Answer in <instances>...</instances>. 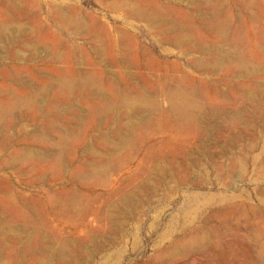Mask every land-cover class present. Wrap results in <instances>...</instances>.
I'll use <instances>...</instances> for the list:
<instances>
[{
  "label": "bare ground",
  "instance_id": "obj_1",
  "mask_svg": "<svg viewBox=\"0 0 264 264\" xmlns=\"http://www.w3.org/2000/svg\"><path fill=\"white\" fill-rule=\"evenodd\" d=\"M98 1L108 12L117 13L121 27L87 19L84 12L62 6L63 1L44 7L53 26L84 37L90 47L94 61L85 59L84 65L94 64L95 70L82 71L73 68V54L66 52L54 28L46 30L33 22L37 16L29 10L28 0H0V60L10 57L17 65L44 67H33V84L19 78L22 69H17L13 76L18 93L0 92V131L20 124L12 121L14 110L29 106L37 110L43 101L47 116L52 117L43 127L33 125L19 134L27 141L23 145L0 132V171H10L20 180L26 176L29 185L72 182L81 186L122 174L134 159L136 170L121 180L113 179L117 186L94 207L83 203L81 192L65 186L40 202L15 192L11 180L0 176V264H67L94 255L104 259L111 238L124 234L144 194L152 196L158 188L168 192L182 184L180 173L197 160H191L194 153L186 148L191 140L210 132L205 125L209 115L218 112L225 120L237 122L246 106L264 100V83L260 84L264 80V0H177L178 8L157 0ZM20 13L31 17V23L22 22ZM134 24L153 38L158 52L176 51L184 62H167L159 58L160 53L158 57L142 46ZM217 84L226 94L216 89ZM72 103L80 108L61 110ZM155 136L165 140L152 145ZM230 162L241 167L239 159ZM195 198L188 195L187 202ZM45 214L79 224L91 214L95 227L77 240L59 239L46 224ZM102 226L108 230L107 237L99 233ZM201 241L194 234L186 241H174L171 248H194Z\"/></svg>",
  "mask_w": 264,
  "mask_h": 264
},
{
  "label": "rangeland",
  "instance_id": "obj_2",
  "mask_svg": "<svg viewBox=\"0 0 264 264\" xmlns=\"http://www.w3.org/2000/svg\"><path fill=\"white\" fill-rule=\"evenodd\" d=\"M32 1H37L38 3L36 2L35 5ZM36 1L28 0L29 10L32 11L34 15L36 14L38 20L41 19V21L39 20L40 23L37 19L33 22L38 25H44L46 30H48V27H51V29L54 28L52 31L63 40L66 52H70L69 54L71 55L73 54L72 62L75 70H82L83 68L86 71H94V64L92 66L84 65L85 59L86 61L89 60V62L94 61L91 54L92 51L87 45L84 37L67 35L59 30L57 26H53V23L49 20L50 18L46 16V4H57L63 1L62 6L76 10L80 14L84 12L83 14L87 15V17L85 16L87 19L97 18L96 20L100 23L104 21L102 24L107 27H116L118 25L116 28H119V26H122L117 13L108 12L98 0H96L97 2L95 0ZM157 1L162 5L175 8L180 7L178 6L180 4L177 3V0H168L171 4L167 0ZM37 10L39 12L35 13ZM240 15H242V13ZM19 19L21 21L24 20L22 22L27 24H30L32 21L31 17H27L23 13H20ZM117 20H119V22ZM44 22L45 24H43ZM133 29L136 31L135 33L138 34L140 44L151 50L158 57L161 55L159 57L160 59L166 60L167 62L174 60H177L179 63L184 62L183 58L176 55V51L166 54L158 52V48H156L157 50L155 49L153 38L149 37L144 32L142 26L134 24ZM141 31L144 35L139 33ZM40 38L44 39L45 36L42 35ZM86 52L88 53L86 54ZM8 58H2L3 60H0V74L6 69V73L0 75V80H3V82L0 81V92L8 91L14 95L18 93L19 88V85L14 81L15 78L13 75L15 71L17 69H22L19 78L33 84L35 83L36 76H34L32 69H39L37 67L41 65L35 66L32 63L17 65L18 62H15L10 57ZM41 68L43 69L44 67L41 66L40 69ZM6 75L7 77H5ZM216 78L217 77L214 79ZM263 83L264 80L260 81L261 85H263ZM216 89L218 91L220 90V93L226 94L227 90L222 88L221 84H217ZM23 94L27 95L28 91L25 90ZM217 102H221L220 96L217 98ZM46 106L47 103L43 101L38 106L37 110L33 109L31 106L14 110L11 114L12 117L14 115L13 118L11 117L12 121L15 124L18 121L17 124H19V122L20 124L12 129L8 128L7 131L6 129H1V131L11 136L12 142L17 144L20 143V145L25 144L27 141L25 139H20L18 137L19 134L32 130L33 125L38 124L39 127H43L45 121L52 118L47 116L48 114L45 111ZM75 107L80 108V105L75 103L64 105L61 107V110H72V108ZM84 108L85 107L81 104V110H84ZM217 113L211 116L209 115L205 120L207 122L205 125L209 126L210 136L209 133L203 136L199 135V137L194 139L195 141L191 140L189 146L186 148L187 153L191 151L194 153L191 160L193 162L197 160L195 161L196 165L193 164L192 168L189 167V170L185 169L180 173L179 177L181 176L182 184L176 185L174 190L168 192H165L163 188H158V191L153 193L152 196L144 194L142 197L143 199H141L139 203V209L137 208L135 216L128 222L124 234L111 238L108 243L110 248L107 246L109 251L104 259L94 255L86 259L81 257L80 262L76 257L72 263L69 262L67 264H264V100L255 105L246 106L244 116L237 122L225 120L223 117L224 115L220 114L218 116ZM15 115L17 116L16 118ZM32 120H35L34 123L36 124H34ZM231 125L236 129H230L233 127ZM230 130L234 131L230 132ZM14 133H16V135ZM214 134L215 136H213ZM216 134L219 135V137L217 136L218 138H215ZM220 136L223 140H221ZM197 139H199V141H197ZM152 140L151 144L153 145L165 139L161 136H155ZM210 140L212 141L210 142ZM197 146L201 149H197ZM189 147L191 149H189L190 151L188 150ZM197 150H199V153ZM196 153H198L199 156ZM207 153H209V157ZM141 154H139L138 159L141 157ZM78 156L80 157V153ZM0 158H3L2 153H0ZM185 158H189V155ZM178 159L182 162V155ZM230 159H239L241 161V167L238 166L237 163L233 164L234 162L230 165ZM168 161L170 162V160ZM136 163L137 159H134L122 174L116 175L115 177H107L105 182L101 184L85 183L81 184V186L78 183L72 182H64L62 184L48 182L29 185L28 177L23 176L20 180V177L17 178L12 172L7 170L0 171V176L3 178L6 177L5 179L7 181L11 180V183H9L12 185L13 190H16L15 192L26 197H32L40 202H45L48 194L65 186V190H78L81 192V195H83L81 198L83 203L85 202V205L89 207H94L110 193L114 185L117 186V184L113 182V179L121 180L129 176V174L134 173L136 170ZM167 164H169V166ZM167 164L166 166L168 170H170L171 165L168 162ZM15 180L18 181L16 182ZM91 191L92 193L90 194ZM191 194L196 195V198L193 202L189 203L187 202V196ZM52 216L53 214H45V221L51 231L56 234V237L59 239L72 238L71 240H73L74 238V240H77L79 237L82 238V234L87 230L95 227V224L91 222L93 218L91 214L82 224L77 222L67 223L55 214L53 217ZM103 227L104 226L101 227L99 233L104 234L108 232L106 226L105 229ZM78 229L81 230V233H79ZM194 234H197L202 239L194 248L179 247L177 251L172 250L173 248L171 247L174 241L180 239L186 241ZM108 235L109 234L106 233L105 236L107 237ZM74 255L76 256V254Z\"/></svg>",
  "mask_w": 264,
  "mask_h": 264
}]
</instances>
